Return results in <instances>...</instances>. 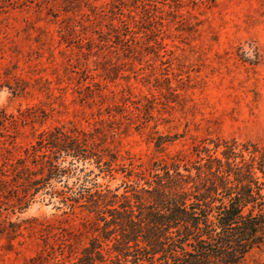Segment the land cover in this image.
Here are the masks:
<instances>
[{"label": "rangeland", "instance_id": "374dc122", "mask_svg": "<svg viewBox=\"0 0 264 264\" xmlns=\"http://www.w3.org/2000/svg\"><path fill=\"white\" fill-rule=\"evenodd\" d=\"M253 48L250 65L239 51ZM0 121V224L15 229L0 264H71L95 236L78 175L120 195L223 142L264 151V0H0ZM53 128L90 135L111 171L66 158L50 183L62 196L44 183L24 196ZM262 261L264 239L242 264Z\"/></svg>", "mask_w": 264, "mask_h": 264}, {"label": "trees", "instance_id": "16d2710c", "mask_svg": "<svg viewBox=\"0 0 264 264\" xmlns=\"http://www.w3.org/2000/svg\"><path fill=\"white\" fill-rule=\"evenodd\" d=\"M239 57L255 65L262 56L253 48L251 57L243 50ZM72 132L76 135L53 128L40 134L46 153L32 177L22 178L24 196L42 183L49 194L62 196L50 183L67 175L66 158L69 165L87 160L99 173H110L113 159L106 151L90 135ZM222 145L219 157L205 149V157L190 165L178 157L157 163L143 185L135 183L120 195L89 179L91 171L78 175L75 198L95 215V236L71 264H242L264 239V151L249 143ZM14 233L0 224V235L11 240ZM28 263L49 264L40 255Z\"/></svg>", "mask_w": 264, "mask_h": 264}]
</instances>
